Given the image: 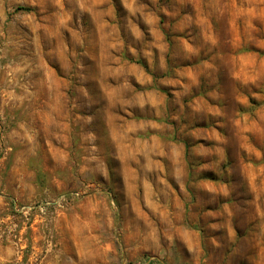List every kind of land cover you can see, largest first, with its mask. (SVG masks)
Segmentation results:
<instances>
[{"label": "rangeland", "instance_id": "obj_1", "mask_svg": "<svg viewBox=\"0 0 264 264\" xmlns=\"http://www.w3.org/2000/svg\"><path fill=\"white\" fill-rule=\"evenodd\" d=\"M264 264V0H0V264Z\"/></svg>", "mask_w": 264, "mask_h": 264}, {"label": "built area", "instance_id": "obj_2", "mask_svg": "<svg viewBox=\"0 0 264 264\" xmlns=\"http://www.w3.org/2000/svg\"><path fill=\"white\" fill-rule=\"evenodd\" d=\"M123 264H130V263L123 262ZM137 264H161V263L154 260V258H148L146 260H143L141 263H137Z\"/></svg>", "mask_w": 264, "mask_h": 264}]
</instances>
